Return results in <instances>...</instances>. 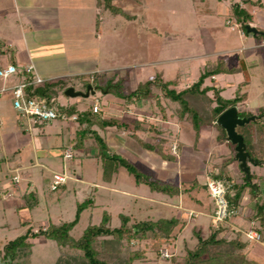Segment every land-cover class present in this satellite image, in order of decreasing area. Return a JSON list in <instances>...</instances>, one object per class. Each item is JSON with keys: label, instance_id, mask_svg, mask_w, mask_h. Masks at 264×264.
<instances>
[{"label": "rangeland", "instance_id": "obj_1", "mask_svg": "<svg viewBox=\"0 0 264 264\" xmlns=\"http://www.w3.org/2000/svg\"><path fill=\"white\" fill-rule=\"evenodd\" d=\"M98 1L99 6L97 5L95 9L96 0L95 5L94 0H75L71 1L69 6L68 4L64 6L65 0H62V5L58 6L57 11L52 6L50 12H57L58 20H62L59 26H63L64 29L67 27L65 30L68 31L65 33L73 37L76 34L72 25H75L76 21L79 23L85 16L88 18L93 11V18L98 17L99 20L107 21V24L101 28L99 38L82 36L80 41L77 40L78 37H75V40L63 37L61 40L58 37L60 34L58 29H53L44 35L52 41H44L37 46L31 43L30 55H33L34 70L43 80L62 79L65 87H72L75 91L84 92L86 85L94 89V93L86 97H66L62 92L52 102L54 109L60 111L62 107L68 106V109L80 112L96 103L99 113L105 117L122 120L124 117L123 108L120 107L121 102L114 97L111 88L107 93L104 92L105 84L116 85L117 91L127 92L155 74H159L163 80L177 77L178 82L189 83L197 78L206 60L220 55H236L241 58L249 76L246 83L240 86L243 80L241 74L217 75L213 83L219 86L220 95L229 99L237 95L236 90L244 87L245 94H239L240 99L235 104L237 112L245 111L247 114L251 110L260 111L264 107V0ZM104 2L115 10V15L110 9L102 8ZM233 2L240 3L242 12L247 15L246 24L259 30L260 33L243 32L241 24L230 10V4ZM10 6L11 0H0V66L12 63L18 69L15 60L21 50L18 45L21 44V40L14 38L16 36L13 28L16 25L25 28V25L20 23V16L15 14ZM71 11L72 13L75 11V18L69 14ZM95 12L99 13L98 16ZM7 33L16 43L10 41L7 45L6 41L9 40L6 37ZM58 38L62 45L55 48ZM46 70L54 72L83 70V73L76 75L56 73L55 77L49 78L50 75L45 73ZM26 76L23 73H16L7 81L0 79V86L2 81H5L6 83L3 84L7 86L25 80ZM7 93L6 91L0 94L2 122L0 125V247L8 240L24 233L27 227L37 230L48 223L71 221L77 204L86 198L92 200V205L86 206L79 212L76 223L69 231L72 239H77L87 225L98 224L103 212L109 217V227L113 228L120 224L121 214L128 216V223L172 215L182 218L184 213H187L184 207L187 204L204 212L205 203L210 202L209 198H206V190L202 188L198 191V194H201L199 199L202 200L199 206L194 203L193 193H183L179 202L176 197L149 188L145 184L136 185L122 167L118 168L109 181L104 180L101 175V157L97 154L93 141L89 140V146L85 151L74 150L71 146L73 132L77 128L75 120L66 121L56 118L48 122L31 124L28 130L25 118L12 108L11 96ZM147 103L146 101L142 103L143 110L140 108L136 110L134 103L131 108H125L124 113L146 116L149 114ZM65 114L69 115L70 111ZM165 125L170 130V135L174 137L167 140L162 151L172 157L162 159L155 152L150 151L157 155L161 164L150 165L151 167L147 169L137 161V155H128L119 148L125 146L124 141L131 138L126 129L110 127L103 133L99 131V135H102L104 141L106 140L110 153L114 152L143 171L150 172V175L158 181L177 184L178 168L180 164L182 165V161H187L192 156L191 162L188 160L189 162L185 164L193 165L197 163L196 158L204 153L193 145L194 135L187 120H176L172 117L165 122ZM121 131L125 134L120 133ZM200 132L201 139L212 144L216 141L219 149L223 153L226 152L224 154L226 157H221L222 160L233 156V147L230 143L227 142L229 151L224 150V140L216 138L218 130L215 126H202L198 136ZM136 135L145 142L152 139L143 131L137 132ZM261 141L260 143L263 144ZM171 143L179 144L176 153L171 151ZM64 147L71 148V158L66 160L61 157ZM221 158H212L208 162L209 166L213 167L215 164L217 166ZM141 161H145L143 165L150 163L148 157L141 158ZM231 163L232 166L225 167L226 174L230 177V181L239 182L242 174L238 171L237 162ZM247 165L249 171L264 176V165L252 163ZM16 166L21 168L17 180L13 181L11 177L16 172L12 170ZM164 168L170 169L162 171L161 169ZM193 170L196 181L202 183L201 171ZM61 172L69 178L63 186L50 190L52 174ZM27 181L34 186L27 190L31 195L25 194L24 188L26 189L30 184ZM257 183L261 190L259 196L264 198V181L259 180ZM17 184L18 187L13 188ZM113 187L124 189L128 194L111 191L110 188ZM137 194L161 198L167 203L140 198ZM255 200L250 199L243 192L240 199L242 206L240 213L247 214ZM239 218L240 214L234 218V223H237ZM241 223L243 227L248 225L247 222ZM208 225L209 219L201 212L192 218L183 227L181 233H177L178 256L176 257L179 258L182 256L180 253H184V244L187 248L195 245L196 239L191 231L192 228L200 229L201 234L205 236ZM222 233L227 234V230ZM257 247H260V251L254 258L264 261V248L258 245ZM159 250L158 255L148 254L145 260L134 261L132 264H167L165 260L167 257H162ZM165 250L168 254L171 253ZM57 256L58 246L53 240L34 238L31 241L27 264H50Z\"/></svg>", "mask_w": 264, "mask_h": 264}, {"label": "trees", "instance_id": "obj_2", "mask_svg": "<svg viewBox=\"0 0 264 264\" xmlns=\"http://www.w3.org/2000/svg\"><path fill=\"white\" fill-rule=\"evenodd\" d=\"M98 3L99 1L96 0V6ZM102 8H108L112 14H116L115 10L106 2L102 4ZM230 10L243 28L246 24L247 15L242 12L240 3H231ZM243 32L246 33L244 28ZM233 72L242 74L243 80L239 85H244L248 80V75L243 61L240 58L220 55L206 60L197 78L189 83H180L177 77L163 80L159 74H155L127 92L117 91L116 85L105 84L104 92L107 93L111 88L114 97L120 100L124 119L105 117L99 113V110L93 112L91 107L80 112H75L74 109L70 110L68 106L62 107L61 112L70 111V114L75 116L77 128L73 132L71 146L74 150L85 151L91 139L97 154L101 157L102 178L107 181L116 174L118 168L122 167L132 177L134 184H145L149 188L170 196H177L181 192L187 193L198 188L206 190L205 183L197 182L196 179L180 185L158 181L150 175V172L143 171L114 152L110 153L101 137L102 135H99V131L103 133L105 129L110 127L126 129L130 137L141 148L155 152L162 159L172 157L162 151L165 142L174 137L170 135L171 132L165 125V121L172 117H175L176 120L188 121L193 131L194 142L198 139V132L202 126H215L218 130L216 138L225 140L223 129L215 125L214 120L224 109L235 105L239 101L240 95L236 91L237 95L234 97L223 98L219 94V88L212 84L203 85V82L206 78H212L217 74ZM28 79L30 77L27 75L25 80ZM66 88L62 79H53L43 80L38 84H30L24 90L28 97L45 98L52 105L53 100ZM137 100L148 102L151 120H146L145 116L142 115L124 113L125 108H131ZM237 114L246 117L251 112L245 114V111H241ZM139 131L150 135L151 141L145 142L138 137L136 134ZM236 131L242 136L249 157L255 159L257 165H264V107L262 110H258L255 120L239 126V129L237 127ZM102 150L107 151L108 156L102 154ZM231 162H235L232 155L222 160L216 167V172L211 173L210 176L213 178L222 177L230 181L225 167ZM238 171L242 174L241 180L239 182L230 181L232 192L226 195L227 202L237 209V215L240 214V217L243 216L249 222V228H254L263 236L262 242H264V198L259 196L260 187L257 183L259 180H264V176L249 171V179L253 184L251 186L246 181L243 172ZM65 182L57 186H63ZM243 192L250 199H256L245 215L240 213L242 211L240 199ZM25 194L31 195V192ZM206 197L209 198L207 190ZM90 205H92V200L89 198L78 203L74 218L71 221L48 223L37 230L27 227L24 233L1 245L0 264H27L31 241L39 236L53 240L58 246V256L50 264H132L134 261L145 260L148 258V254L158 255L160 248H165L171 252L170 256L166 258L167 264H259L246 256L247 243L240 239L242 232L229 230L228 227L211 230L205 237H201L195 232L196 243L194 247L185 248L183 255L179 258L176 257L173 254L174 241L185 222L180 216L174 215L156 219L145 218L128 223V216L121 214L120 224L112 228L108 225V215L103 212L98 224L87 225L77 239H72L69 235L70 229L76 223L79 212ZM225 230H227V234L224 235L222 231ZM227 235L229 236L227 237Z\"/></svg>", "mask_w": 264, "mask_h": 264}, {"label": "crops", "instance_id": "obj_3", "mask_svg": "<svg viewBox=\"0 0 264 264\" xmlns=\"http://www.w3.org/2000/svg\"><path fill=\"white\" fill-rule=\"evenodd\" d=\"M61 1L62 0H11L10 9L13 8V12L15 14H18L20 16V18H21V22L20 23H22V24L25 25V28H24V26H20V25H16L13 28L14 35L16 36L14 38H17V39L19 38L21 40V44L20 43L18 44L19 47L21 48V50H19V52H18L17 60H15V63L17 65V68L18 69H20L22 66H24L26 64H32L33 65V68H35L34 63H33V60H32L33 59V55L32 54L30 55V53H31V50H30L31 43H32V45H34V43H35L36 46H37V45H39L38 43H42L44 41L45 42L52 41L51 38L50 39H47V38L44 37V35L46 33L51 32L53 29H58V31L60 33L58 35V37H60L61 40H62L63 37L64 38H67V39H71V40H75V37H78L77 40L82 39V36H85V37H90V36L92 37V36H94L95 38H99L100 33H101V28L105 24H107L106 23L107 21L106 20L102 21L101 19L99 20L98 17L97 18H93V11L90 12V14L88 15V18H86V16H85V18L82 19L83 21L80 20L79 23L76 21V24L75 25H72V27H74V30H75L74 33L76 34V36H73V37L72 36H68L66 34L67 32L65 33V31H68V30H65V29H67V27L64 29L63 26L62 27L59 26L60 23L62 24V20H60V19L58 20L57 12H55V13H51L50 12V7H52V6H54L56 8V11H57L58 6L61 4ZM71 1H75V0H65V2H63V5L65 6L66 4H68V6H69V4H70ZM94 5H95V0H94ZM96 8L97 7L95 5V9ZM98 12L97 13L95 12L97 14V16L100 13V12L99 13ZM10 13H12V12H10ZM69 14L72 15V17L75 18V11H73V13L71 11V13H69ZM80 23H82V24H80ZM26 34H28V35H26ZM6 37H8L7 39H9V40L6 41L7 45L10 44L9 43L10 41L16 43L15 39L12 40V37H11L10 34L7 33V36ZM61 40H59V38H58V40H56L57 42H56V44L54 46L55 48H58V47H60V45H62L61 44ZM17 42H19V41H17ZM72 45H74V44H72ZM27 49H29V50H27ZM228 56H232L234 58H239L236 55H228ZM243 63H244V61H243ZM7 64H12V63H7ZM244 66H245V63H244ZM0 67H3V66H0ZM245 70H246V67H245ZM34 72H35V70H34ZM246 72H247V70H246ZM45 73L46 74H49L50 75L49 78H51V77H55L54 75L56 73H69L70 75H76L78 73H83V70H67V71H62V72H60V71L59 72H54L52 70H46ZM35 74L38 77H40L37 74V72ZM223 74H225V73L217 74V75H223ZM233 74H241V73L240 72H233ZM62 75H67V74H62ZM217 75L212 76V78H206L204 80V82H203V85H210V84H212L213 86L219 88V86L214 85V83H213V80L215 79V77ZM248 78H249V76H248ZM54 79H56V78H54ZM242 79H243V76H242ZM7 80H5V81H7ZM206 80H208L207 83H205ZM5 81H2V83H1L2 85L0 86V88L1 87L8 88V87H10V86L13 85V84H11V85H7L6 86V85L3 84V83H6ZM240 86H243V85H240ZM236 91L240 95L241 94H245L244 87H241V88H239ZM7 92H8V90H7ZM8 93H7V95H10ZM219 94H220V92H219ZM143 102L145 103V101H142V100H139L138 102H135V106H136L135 109L136 110H138V108L141 109ZM141 110H143V109H141ZM148 111H149V114H147L145 116V119L146 120H151L150 108L149 107H148ZM252 111H254V110H251L250 112H252ZM138 115L144 116L143 114H138ZM168 123H170V122H168ZM1 124H2V122L0 120V125ZM26 128L29 130L30 125H29V128L27 126H26ZM122 132H123V134H125L124 131H121L120 133H122ZM200 135H201V132H200V134L198 136V139L196 140V142L193 145L194 146H197V150L198 151H203L204 154L199 155V157L196 158L197 159V163H194L193 165H191V164H187L186 165L185 164V163H187L188 160L191 162V159L193 158L192 156H190L189 159H187V161L186 160L182 161V165L180 164V167L178 168L179 169V176H178V182H177L178 185H180L182 183H185V182H189L192 179H195V175L193 173L194 172L193 169H195L197 171H201V173L203 175V182L202 183H204L206 177L208 175H210L211 173H215L216 172V167L219 165V164H217V166H216V164H215L213 167H211V166H209L208 162H210L212 158H216V157L221 158V157H224L225 156L224 154L226 152L223 153L221 151V149H219L220 147L217 145L216 141H215L214 144H212L210 141H207L206 142L205 140H203V139L200 138ZM126 136H128V135H126ZM124 144H125V146H123V147L120 146L119 147L121 149V151L123 153H127L128 155H133V156L137 155V161H139L140 165L143 166L144 168L147 169V167H149V168L151 167L150 165L153 166L155 164H159V165L161 164V161H160V159H158L156 157L157 156L156 154L151 153L150 151H147V150H144L143 148H141L138 144H136V141L133 138H130V140H128V141L127 140L124 141ZM223 144H224V150L226 149V150L229 151V147L227 145V141L224 140V143ZM172 145L175 146V149H174L173 152L176 153V149H178L177 147L179 146V144L176 145L175 143H171L170 144V147ZM203 146H204V148H203ZM147 157H148V159H150V163L148 165H147V163H145V165H143L144 164L143 162H145V161H141V158L143 159V158H147ZM222 159L223 158H221V160ZM221 160L219 161V163L221 162ZM228 165L232 166L233 164L232 163H229ZM193 167H197V168H193ZM20 168L21 167L16 166L15 168H13L12 171L13 172H16L15 174L18 175V171L20 170ZM169 169L170 168H168V169L167 168L166 169L164 168V169H161V170L162 171H165V170L168 171ZM183 171H184V173H183ZM27 182L30 183L29 181H27ZM32 186L33 185L31 183L29 184V186L27 185L26 189L24 188L25 192H28L27 190L31 189ZM17 187H18V184L15 187L13 186V188H17ZM199 189L200 188H198L196 190H191V191H189L187 193H193V198H195L194 203L197 204V205H199V206H201L200 203H202V200L199 199V196L201 197V194H198L199 193L198 192ZM110 190L111 191H114L116 193H120V194H126V195L128 194L127 191H125L124 189L119 190V189H116V188L113 187V188H110ZM182 194L183 193L181 192L177 196H173V197H176L177 201L181 202V197L180 196ZM195 195H196V197H195ZM138 197L144 198V199H148V200H151V201H156V202H161V203H167V201L164 202L161 198L156 199V198L146 197V196H141V195H138ZM206 198L204 196V199H206ZM184 207L186 208L185 209L186 212L192 211L194 213V215H192V216H188L187 213H184L185 215H183V217H182V219L185 222L184 223V226L192 218H194L197 214H199L200 212L202 214L206 215V217L209 219V214H210V212L212 210L211 205H210V202L205 203V207L203 208L204 209V212H202V210H199V209L196 210V209H194L192 206H190L188 204L186 206H184ZM249 210L250 209H248V211ZM237 221H238L237 223H234V221H233V223H231V226L228 227L229 230L231 229V227H234L235 229H238V230H240L242 232V231H244V230H246V229L249 228V222L243 216L240 217ZM241 222H247V224H248V225H246L247 227L246 226L243 227ZM182 229L179 230L178 232L181 233ZM211 230L212 229L210 228V224H209L208 225V231H207V234L205 236H207L211 232ZM191 231L193 232V234L195 232H197L201 237H205V236H203L201 234L202 232H201L200 229L194 230L192 228ZM177 235H176V238H175V241H174V248H173V254L175 256H178V253H176V249H177V246H176V243H177ZM39 237H41V236H39ZM240 239L246 241V243H247V246L245 248L246 256L248 258L252 259V260H255L254 257H256V253L260 251V247H257V245L258 246H261V248H264V242H261V241H255L254 242L253 240H248V239L245 238V236L242 233H240ZM185 248H187V246L184 244L183 251H184ZM161 249H165V248H161ZM188 249H191V248H188ZM180 254L183 255V253H180ZM169 256H170V254H169ZM165 260H167V259H165ZM255 261L258 262L259 264H264V261H262L261 259L260 260H255Z\"/></svg>", "mask_w": 264, "mask_h": 264}, {"label": "built area", "instance_id": "obj_4", "mask_svg": "<svg viewBox=\"0 0 264 264\" xmlns=\"http://www.w3.org/2000/svg\"><path fill=\"white\" fill-rule=\"evenodd\" d=\"M33 72V73H32ZM16 73H23L30 77L28 80H22L13 84L12 86L5 88H0V93L6 92L8 90L11 96V106L12 108L21 116L25 118L26 126L29 128V125L48 122L52 119H62L66 121L75 120L73 114L66 115L65 113L56 110L50 105L45 98H35L28 97L25 94L26 86L30 84H38L43 80L38 77L35 72L32 64H26L20 69H16L13 64H7L3 67H0V79L7 80L9 77L13 76ZM32 73V74H31ZM91 110L96 112L97 104L93 103ZM172 152L175 149V146L171 147ZM71 148H65L63 150L62 159L66 160L71 158ZM17 174L12 175V180H17ZM68 176L64 173H53L51 176V183L49 188L54 190L57 185L63 184ZM205 185L208 197L212 204V211L209 214V224L212 230H218L223 227H230L233 218L237 215L238 211L234 206L229 205L227 202L226 195L232 192V183L225 178H213L208 175L205 179ZM188 216L194 215L192 211L187 212ZM250 224H253L250 222ZM229 229V228H228ZM231 230L239 231L234 227H231ZM243 235L248 240L261 241L263 236H261L254 228H248L247 230L242 231ZM160 255L164 258H168L169 254L165 249H160Z\"/></svg>", "mask_w": 264, "mask_h": 264}, {"label": "water", "instance_id": "obj_5", "mask_svg": "<svg viewBox=\"0 0 264 264\" xmlns=\"http://www.w3.org/2000/svg\"><path fill=\"white\" fill-rule=\"evenodd\" d=\"M244 30L250 34H256L257 30L254 27H251L248 24L243 26ZM94 89L90 85H86L85 91H75L72 87H67L63 91V95L66 97H76L82 96L86 97L88 94H93ZM255 115L251 114L246 117L238 116L236 105H231L219 113L215 120L214 124L221 127L224 131V139L231 145H233V158L237 162V168L245 175L246 181L253 186L251 180L249 179V170L247 163L256 164L257 161L249 157L248 152L246 151V145L243 142L242 136L236 131V128L242 126L249 121L255 120ZM102 154L108 156L107 151H102Z\"/></svg>", "mask_w": 264, "mask_h": 264}, {"label": "flooded vegetation", "instance_id": "obj_6", "mask_svg": "<svg viewBox=\"0 0 264 264\" xmlns=\"http://www.w3.org/2000/svg\"><path fill=\"white\" fill-rule=\"evenodd\" d=\"M258 33H260L259 30H257V33H256V34H258ZM251 114H254L255 116H257V115H258V110H254V111H252ZM251 114H250V115H251Z\"/></svg>", "mask_w": 264, "mask_h": 264}]
</instances>
